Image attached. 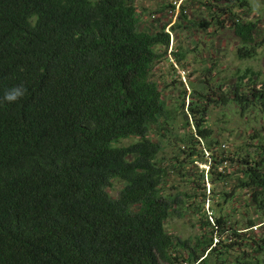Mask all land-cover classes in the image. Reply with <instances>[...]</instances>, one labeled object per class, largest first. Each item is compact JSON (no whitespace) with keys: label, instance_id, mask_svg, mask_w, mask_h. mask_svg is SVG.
Listing matches in <instances>:
<instances>
[{"label":"trees","instance_id":"trees-1","mask_svg":"<svg viewBox=\"0 0 264 264\" xmlns=\"http://www.w3.org/2000/svg\"><path fill=\"white\" fill-rule=\"evenodd\" d=\"M162 1L157 13L177 9L170 31L143 25L134 0H0V264H264V136L227 152L208 123L212 104L264 108V74L222 82L208 67L170 107L150 77L172 31L228 29L249 59L259 23L249 0ZM185 212L193 234L168 232Z\"/></svg>","mask_w":264,"mask_h":264},{"label":"rangeland","instance_id":"rangeland-1","mask_svg":"<svg viewBox=\"0 0 264 264\" xmlns=\"http://www.w3.org/2000/svg\"><path fill=\"white\" fill-rule=\"evenodd\" d=\"M162 0H134L138 10L141 12L143 25L152 29L159 28L165 24V30L170 31V25L174 23L177 15L175 13H157ZM178 1L176 6L179 5ZM250 10L243 16L247 20H255L258 22L260 36H264V0H249ZM260 41V40H259ZM255 57L249 59H241L237 56L238 40L234 37L233 32L226 29L215 32L212 28L207 30L192 29L190 31H172L171 43L167 50V54L156 61L151 69L150 77L156 81L159 88L162 89V97L167 106H172L181 101V91L186 90L185 100L188 101L191 87L189 81H194V85L200 79L210 82V77L206 68H210L215 79L222 78V82L229 81L230 76L236 69L250 67L254 71H259L264 74V42ZM183 47V56L177 61V57L171 53V49ZM208 76L209 78H206ZM226 79V80H225ZM232 81V80H231ZM261 78L256 86L263 83ZM209 88V86H206ZM222 89L226 90L223 86ZM227 91V90H226ZM186 111V107L184 109ZM183 119L182 117L179 118ZM214 135L219 138L223 149L227 152H236L241 149H249L253 151L254 147L250 146L254 140V131L260 132L264 136V108L257 105L254 109L248 110L241 114L238 108L233 103H228L225 106H215L212 104L209 110V122ZM128 142V140H124ZM207 158V154L205 155ZM193 165H198L200 169H208V163L194 162ZM228 165V164H227ZM230 171L231 168H228ZM179 181L182 185L188 184L178 176L172 175L169 182ZM112 187H109L111 196L117 194L118 189L122 186L119 180H112ZM207 189L211 187L209 182H206ZM209 192V190H208ZM244 198V196H240ZM234 203H227V209L230 211L239 205V200L233 198ZM210 204L206 202L205 210L210 208ZM240 211V212H239ZM245 211L243 208H237V213L228 214L232 221H238V227L245 224V218L241 217V213ZM194 216L185 212L183 216L177 214L171 215L165 226L173 235L181 237H189L195 231L193 225Z\"/></svg>","mask_w":264,"mask_h":264},{"label":"clouds","instance_id":"clouds-1","mask_svg":"<svg viewBox=\"0 0 264 264\" xmlns=\"http://www.w3.org/2000/svg\"><path fill=\"white\" fill-rule=\"evenodd\" d=\"M26 89L23 85L12 87L3 94L2 101L13 103L25 95Z\"/></svg>","mask_w":264,"mask_h":264}]
</instances>
